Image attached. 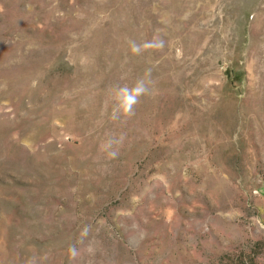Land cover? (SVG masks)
<instances>
[{
    "label": "rangeland",
    "instance_id": "rangeland-1",
    "mask_svg": "<svg viewBox=\"0 0 264 264\" xmlns=\"http://www.w3.org/2000/svg\"><path fill=\"white\" fill-rule=\"evenodd\" d=\"M0 264H264V0H0Z\"/></svg>",
    "mask_w": 264,
    "mask_h": 264
},
{
    "label": "clouds",
    "instance_id": "clouds-1",
    "mask_svg": "<svg viewBox=\"0 0 264 264\" xmlns=\"http://www.w3.org/2000/svg\"><path fill=\"white\" fill-rule=\"evenodd\" d=\"M133 51H139V46L133 44ZM122 92L126 93L124 100L127 101V106L124 108V112L128 115L132 114V106L138 101V98L143 95L147 89L143 84H140L135 89L129 90L127 88L122 89ZM115 155V153H113ZM89 251H92L89 249ZM70 256L75 259L77 258L80 253L77 251V249L73 246L69 249Z\"/></svg>",
    "mask_w": 264,
    "mask_h": 264
}]
</instances>
